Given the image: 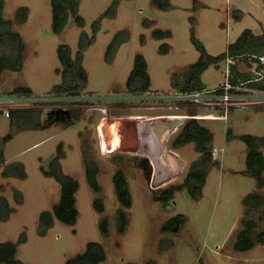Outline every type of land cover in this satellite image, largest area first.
Masks as SVG:
<instances>
[{"label":"rangeland","instance_id":"374dc122","mask_svg":"<svg viewBox=\"0 0 264 264\" xmlns=\"http://www.w3.org/2000/svg\"><path fill=\"white\" fill-rule=\"evenodd\" d=\"M113 1L79 0L77 14L85 19V24L79 26L69 8L66 26L56 33L52 29L51 0H5L4 18L12 20L13 29L21 34L24 51L20 70L5 69L0 74V101L33 97L38 99L33 106L10 108L39 109L42 117L41 126L12 134L9 115H0V145L5 157L0 162V196L7 198L14 208L7 220L0 219V242L16 241L26 232V241L18 244L17 257L27 264H65L68 258L83 252L91 240L99 241L106 251V259L100 264H146L148 260L157 264H264V244L256 243L245 251L234 247L247 207L243 197L252 192L264 194V185H259L246 171L247 146L239 137L244 133L264 136V101L260 105L218 110L190 103L167 104L168 100L163 101L167 103L131 101L128 97L139 94L129 92L126 87L134 56L142 53L148 63L151 85L149 91L140 94H178L190 64L200 55L192 37L199 38L209 53L217 55L226 51L245 28L263 33L264 0H170L173 7L169 10L157 8L152 0H118L116 16L101 17ZM22 6H27L29 13L20 22L17 11ZM98 19L101 27L94 33L92 24ZM157 28L170 29L172 35L155 38L152 32ZM123 29L127 30L128 38L107 59L108 44ZM83 32L88 37L95 36L85 49L80 48ZM165 42L168 50L164 52L161 45ZM61 43L70 45L74 61L81 53L87 72L82 74L85 79L82 90L69 89L63 93L55 90L59 83L69 85L75 70H70L64 80L58 53ZM250 61L240 59L236 66L240 72L254 77ZM227 67L226 61L208 67L201 75L206 87L227 81L230 78ZM175 82H179L178 87L173 86ZM19 86L30 87L32 93L16 92ZM240 86L247 93L256 90L246 84ZM55 97L62 100L53 102ZM166 104L168 107L163 108ZM96 105L100 108L96 109ZM191 112L225 114L223 118L197 117L213 132V157L218 160V165L210 169L198 200L181 183L199 152L193 144L182 148L187 156L171 148L176 132L187 120L181 115ZM124 119L137 122L141 131L134 124L127 125L128 128H122V124L119 128L111 124L103 126L109 148H116L102 152L100 124ZM179 123L178 129L167 137L168 127ZM132 132L135 137H131ZM55 157L58 169L79 182L75 194L79 213L75 224L56 218L41 235L40 213L51 210L61 196V183L44 172L52 169ZM88 157L99 166V192L87 181ZM17 165L26 171V178L3 175L5 169L13 170ZM117 170L125 173L132 194V206L126 208L131 221L124 233L117 230L116 211L122 206L113 181ZM172 184L177 190L170 206L154 199L155 194ZM17 193L23 199L21 203L16 200ZM97 198L104 202L103 211L94 206ZM179 213L187 216L186 223L164 233L162 224ZM104 216L109 219L108 236L102 234L99 226ZM251 216L256 231L264 229V204L253 210Z\"/></svg>","mask_w":264,"mask_h":264},{"label":"trees","instance_id":"16d2710c","mask_svg":"<svg viewBox=\"0 0 264 264\" xmlns=\"http://www.w3.org/2000/svg\"><path fill=\"white\" fill-rule=\"evenodd\" d=\"M79 0H51L52 4V29L54 32H61L66 26L69 8L75 13V19L79 26L85 24V19L77 14ZM153 5L162 10L171 9L172 3L170 0H152ZM118 0H114L105 10L101 17H114L117 13ZM5 0H0V74L5 70H20L23 61L24 43L22 42L21 34L13 29L12 20L4 18ZM29 8L22 6L18 8L17 17L20 22L27 19ZM241 15L237 12V17ZM101 27L100 19L95 20L92 24L93 32L96 33ZM155 38L161 39L170 37L172 31L170 29H154L152 32ZM128 38L126 29L118 31L106 49L107 59H111L112 54L117 47ZM95 40V36L88 37L83 32L81 36V49H85L90 43ZM197 49L200 51L199 58L190 64L189 72L186 81L179 86L180 92H193L206 87L201 79L202 73L211 65H219L221 61H225L228 56H232L245 61H257V56L264 53V32L256 34L251 28H245L235 41L229 43L226 51L217 55L209 53L199 38L193 36ZM167 43L161 45L162 51H167ZM59 58L64 67V80L68 78L69 71L74 70L70 84L59 83L55 86V90L59 93L67 92L69 89L82 90L85 85V79L82 74L86 75V70L82 66V56L78 52L76 61L72 59L71 47L67 43H61L58 47ZM250 61V62H251ZM237 64L230 65V78L232 84H246L250 88L264 90V79L251 81V78L244 72H240ZM242 77L241 80L239 77ZM77 83V85H74ZM151 76L148 71V63L146 57L142 53H137L134 56L133 67L126 81V87L129 92L143 93L150 90ZM179 82L173 84L178 87ZM16 92L32 93V89L28 86H19ZM190 114H195L191 112ZM12 125V134L26 128H34L41 126L42 110L35 108L27 109H11L8 112ZM11 134V135H12ZM9 135V136H11ZM228 136L232 133L229 131ZM247 146L246 168L247 172L254 176L259 185H264V136L244 133L239 135ZM213 132L206 125L202 124L198 118L190 117L176 132L171 148L187 156L182 148L189 144L194 145V149L199 152L198 158L192 159L187 172L183 178L181 186L186 188L194 199H200L203 195V188L207 181V176L213 165H218V160L213 157ZM62 149H59V153ZM5 157L0 145V162H4ZM51 170H44L45 174L53 175L61 183V196L51 210H44L39 215L38 233L44 235L47 230L54 224L55 219H59L67 224H75L78 216V208L76 206V192L79 189V182L72 176L64 175L57 167V157L52 161ZM55 165V166H54ZM16 168L5 169L4 176L15 175L20 178H26V171L20 166ZM19 169L17 172L16 169ZM86 177L89 185L95 190L100 191L101 185L98 180L99 166L95 160L88 157L85 161ZM115 191L121 203V207L116 211L117 230L124 233L131 218L126 208L132 206V194L129 187L128 179L124 172L117 170L113 176ZM177 186L172 184L163 188L159 193L154 195V199L161 202L164 206H170L171 201L175 197ZM16 200L22 202L23 199L19 193L16 194ZM243 203L247 206L245 214L241 219L243 228L237 233V240L234 244L238 251L249 250L256 243L264 244V229L256 231V224L251 216V212L264 204V194L260 192H252L243 197ZM94 206L98 211L104 210V202L101 198L94 201ZM14 208L9 205L7 198L0 196V219L5 221L10 217ZM187 216L182 213L176 214L168 218L161 226L164 233L171 232L175 228L186 223ZM100 230L103 235L108 236L109 219L104 216L100 223ZM26 232H22L18 240H7L0 242V263L4 264H27L17 257L18 244L26 241ZM106 259V251L99 241L91 240L86 244L83 252L70 257L65 264H100ZM134 264V263H130ZM146 264H157L154 260H148Z\"/></svg>","mask_w":264,"mask_h":264},{"label":"built area","instance_id":"2783aa9c","mask_svg":"<svg viewBox=\"0 0 264 264\" xmlns=\"http://www.w3.org/2000/svg\"><path fill=\"white\" fill-rule=\"evenodd\" d=\"M257 61H251L253 63V66L251 68V71H253L255 73V76L253 78H251V81L253 80H258V79H264V53L257 56ZM238 59L232 56H228L226 58V63H227V72H230V65L231 64H237ZM240 85H244L243 83L240 84H232L229 79L227 81H225L224 83H222L221 85L215 86V87H205L203 89L200 90H196L193 92H179L178 94H175L173 96H162L159 94H140L137 93L139 95H135L132 96L131 98H129V100L132 101L133 100H153V101H160L161 103H167V102H163L165 100H168L167 104H188L190 103V105L193 106H208L206 108L209 107H215L218 110H226L227 108H229V106H236V105H248V104H262V102L260 101H264V90L261 89H254L252 91V93H247L246 90H244L243 88H241ZM132 93V92H131ZM127 99V98H126ZM38 100V99H37ZM37 100L33 99V97H26V96H19V97H15L12 98L10 100H3L4 102L0 101V109L4 110L5 113L8 114L9 110H11V108L14 107H19V106H27L28 105H32L33 106V102H36ZM62 98H56L53 99V102L55 101H61ZM121 101V100H120ZM171 102V103H170ZM167 104L165 106H162L163 108H165L167 106ZM12 105V107H11ZM11 107V108H10ZM13 107V108H14ZM96 109H99L100 106L96 105L94 106ZM168 107V106H167ZM136 116V115H135ZM133 116V117H135ZM143 116V115H140ZM153 116V115H152ZM156 116L158 117L159 115L156 114ZM166 117H180V115L178 114H165ZM182 117H204V118H212V117H218V118H223L225 117V114H219V115H215V114H206V115H201V114H185V115H181ZM132 117V116H131ZM182 122V121H181ZM180 122V123H181ZM179 124H172V126H169L168 128V135L167 137H169L172 133L175 132V130L178 129V127L180 126ZM107 124H111L114 125V127H118L119 128V124H122V128H128V126L134 124V128H138L140 131L142 129L141 125H139L137 122L133 121V120H117L115 122H109L108 120L102 122L100 124L101 129L99 130V133L101 135V140H102V152H104V150H106V152H111L113 150H111L108 146V143L106 142V138L103 136L102 130H103V126L107 125ZM132 136L131 137H135V132H132ZM122 147V146H120ZM125 147V146H124ZM156 176L153 175V179H155ZM153 183V180H152Z\"/></svg>","mask_w":264,"mask_h":264},{"label":"water","instance_id":"95a60500","mask_svg":"<svg viewBox=\"0 0 264 264\" xmlns=\"http://www.w3.org/2000/svg\"><path fill=\"white\" fill-rule=\"evenodd\" d=\"M2 114H5V111L0 109V115ZM174 160H176L175 162L177 163L179 159L175 158V157H172ZM183 162V161H182ZM161 172V171H160ZM161 175H162V172H161ZM165 177H163L161 180H164Z\"/></svg>","mask_w":264,"mask_h":264},{"label":"crops","instance_id":"0c3cea01","mask_svg":"<svg viewBox=\"0 0 264 264\" xmlns=\"http://www.w3.org/2000/svg\"><path fill=\"white\" fill-rule=\"evenodd\" d=\"M248 105H249V104H248ZM250 105H252V104H250ZM256 105H257V104H256ZM258 105H259V104H258ZM173 151H174L175 153L177 152V151H176V150H174V149H173Z\"/></svg>","mask_w":264,"mask_h":264}]
</instances>
